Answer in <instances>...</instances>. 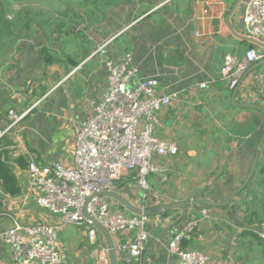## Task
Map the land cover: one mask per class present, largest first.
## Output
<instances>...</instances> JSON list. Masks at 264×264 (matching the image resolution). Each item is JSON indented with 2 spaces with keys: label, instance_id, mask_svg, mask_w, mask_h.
Listing matches in <instances>:
<instances>
[{
  "label": "crops",
  "instance_id": "crops-1",
  "mask_svg": "<svg viewBox=\"0 0 264 264\" xmlns=\"http://www.w3.org/2000/svg\"><path fill=\"white\" fill-rule=\"evenodd\" d=\"M235 1L107 0L81 24L32 26L17 35L0 34V128L9 125L11 109L25 112L16 128L0 138V160L6 162L21 189L11 195L0 177V264H14L1 239L13 224L10 215L24 223L51 220L61 224L59 215H50L27 197L29 178L20 161L28 162V156L16 144L23 143L43 164H72L74 127L88 116L91 101L104 91L106 56L118 59L126 52L133 54L139 76L130 85L139 77L158 75L161 92L180 91V99L159 112L155 133L175 141L178 152L154 156L158 172L148 178L159 200L150 202L152 207L195 199L222 202L243 182L264 132V114L234 104V89L221 79L226 56L241 60L249 49V42L237 35H246L247 0L228 20ZM113 36L106 56L90 57L103 40ZM258 73H264V62L245 77L235 102L264 106ZM203 80L210 81L207 88L199 86ZM263 166L264 155L247 186L229 204L189 206L198 227L194 237L183 241V248L209 254L208 264H264V241L254 232L264 220ZM125 180L132 181L129 176ZM203 208L208 215L202 213ZM181 213L174 209L152 216L148 246ZM179 228L176 225L171 233ZM170 239L166 234L157 240L148 251L149 264L175 259L163 245ZM88 240L82 228L62 231L58 246L63 264H99Z\"/></svg>",
  "mask_w": 264,
  "mask_h": 264
},
{
  "label": "built area",
  "instance_id": "built-area-1",
  "mask_svg": "<svg viewBox=\"0 0 264 264\" xmlns=\"http://www.w3.org/2000/svg\"><path fill=\"white\" fill-rule=\"evenodd\" d=\"M243 22L246 35L264 43V0L246 1ZM115 37L103 40L90 57L106 56ZM89 38L95 39L93 35ZM263 58L264 48L258 45L248 49L241 60L227 55L221 68V79L230 89H235L246 70ZM103 63L107 71L106 85L101 97L91 101L88 116L74 127L72 164L59 161L43 164L23 143L15 146L28 156L27 197L59 215L62 222L24 223L10 215L13 224L1 234V239L8 245L14 264H63L58 229L66 224L85 227L89 241L96 245L99 264H109L106 239L85 216V205L90 217L100 221L113 235L119 263L143 264L152 236V216L122 210L117 200L101 192L124 194L122 189L128 187L136 198L124 195L142 209L152 207L150 202L159 200L148 178L158 172L154 156L176 155L178 145L175 141L159 138L155 131L160 122L159 112L178 101L180 91L161 92L158 75L139 77L135 85H130L132 79L139 76V67L134 64L131 52L118 59L106 56ZM256 77L264 97V73H258ZM209 83V80H203L199 86L207 88ZM8 116L11 121L7 127L0 128V138L16 128L25 112L18 114L11 109ZM127 176L131 177V182L125 180ZM138 191L140 194L136 195ZM202 213L208 215V209L203 208ZM197 227L198 221L191 219L170 239L166 248L175 259L168 264L209 263V254L182 246L184 240L194 237ZM254 232L264 241V220Z\"/></svg>",
  "mask_w": 264,
  "mask_h": 264
},
{
  "label": "water",
  "instance_id": "water-1",
  "mask_svg": "<svg viewBox=\"0 0 264 264\" xmlns=\"http://www.w3.org/2000/svg\"><path fill=\"white\" fill-rule=\"evenodd\" d=\"M241 1L242 0H236L234 5H233V7H232V9L230 10V12L228 14L229 23H230L231 14L239 6ZM230 26H231L232 31L234 33H236L231 24H230ZM237 35L242 40H245V41L249 42V49L255 48L256 45L261 46V47L264 48V43L261 42V41L253 39V38H251V37H249L247 35H239V34H237ZM263 62H264V60L260 61V62H258L256 64H253L244 73V75L242 76L239 84L234 89V92H233V95H232V101H233L234 104H238V105H240L242 107H249V108L256 109V110L260 111L262 114H264V106L258 105V104H255V103H251V102L237 103V102H235V97H236V94H237L239 88L241 87V84L243 83L245 77L253 69L258 67ZM262 155H264V132L261 135V137H260V139H259V141H258V143L256 145L255 155H254V158H253V161H252V164H251V167L249 169L248 174L246 175V177L243 180V182L229 194V196L227 197V199L225 201H222V202L211 201L209 199H195V200H189V201H178V202H173V203H168V204H161V205H159L157 207H150V208L142 209L141 207H138L137 205L133 204L121 192H118V191H103V192H101V194L114 198L115 200H117L119 202V204L122 207H124L128 211L136 213V214H145V215H150V216H157V215H164L167 212H169L171 210H174V209H181L182 210V213L178 217V219L175 222L167 225V227H165L161 231V233L157 234L154 237V239L150 242L146 252L144 253V261L146 262V264H149L148 260H147L148 251L149 250H153L157 240L165 237L166 234H169L170 238L175 237V235L178 234L180 231H182L185 228V226L187 225V223L192 219L191 214L188 211L189 206L201 204V205H208V206H216L217 207V206H225V205L229 204L230 201L236 195H238L247 186V184L249 183V181L251 180L252 176L254 175V173L256 171V168H257L258 163H259V159H260V157ZM84 214H85L86 217H88L89 219H91L93 221V223L97 227V229L104 235V237L106 239V242H107V247H108L109 264H120L119 263V259H118V255H117V252H116L115 241H114L113 235L110 233L108 228L106 226H104L97 219H94V218L90 217V215L87 212V205L84 206ZM176 225L180 226L179 230H176V231L171 233V229L173 227H175ZM169 241L170 240L164 241L163 245L166 247L168 245Z\"/></svg>",
  "mask_w": 264,
  "mask_h": 264
},
{
  "label": "rangeland",
  "instance_id": "rangeland-1",
  "mask_svg": "<svg viewBox=\"0 0 264 264\" xmlns=\"http://www.w3.org/2000/svg\"><path fill=\"white\" fill-rule=\"evenodd\" d=\"M4 1L8 2L10 7L14 11L21 13L18 17V20H16L15 25H13L11 29L17 35L20 32H24L26 30L24 26H21L22 23H26V22H30L31 24L30 27L43 26L47 28H50L51 24L55 25V27H58L61 22H68L69 24H71V22H79L81 24L86 19V16L91 14V11L96 12L98 6L103 4L107 0H4ZM6 17H8L9 19L11 18L14 19V13L8 12L6 14ZM124 185L125 184H122V186ZM122 191L125 195L129 197L133 195V193L129 191L128 187L122 189ZM108 200L111 201V198H109ZM120 208L122 210L127 211L124 207H120ZM45 211L48 212V210ZM52 214L53 213L50 212V215ZM53 215H57V214H53ZM46 222H51V220ZM75 227L77 229L82 228L83 230L86 231L87 234V229L85 227H77L72 224H66L61 226L58 229V233L60 235L62 231L65 232L67 230H72L75 229ZM90 244L92 243L90 242ZM91 248L93 251H95L96 245L92 244Z\"/></svg>",
  "mask_w": 264,
  "mask_h": 264
},
{
  "label": "trees",
  "instance_id": "trees-1",
  "mask_svg": "<svg viewBox=\"0 0 264 264\" xmlns=\"http://www.w3.org/2000/svg\"><path fill=\"white\" fill-rule=\"evenodd\" d=\"M8 12L14 13V19H9L6 17V14ZM21 13L14 11L8 2L4 0H0V34L5 32L9 34H14L15 32L12 29L13 25H15L16 20H18V17ZM66 25V22H61L59 27H63ZM21 26H24L26 30H30V22L22 23ZM7 29V31H6ZM21 166L23 168L27 167V162L25 160L20 161ZM262 172H264V166L261 169ZM0 177L3 180V187L6 192L10 193L11 195H17L21 192L20 187L18 186L17 179L11 169L7 166L6 162L3 160H0ZM165 215V214H164Z\"/></svg>",
  "mask_w": 264,
  "mask_h": 264
}]
</instances>
